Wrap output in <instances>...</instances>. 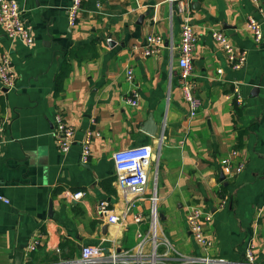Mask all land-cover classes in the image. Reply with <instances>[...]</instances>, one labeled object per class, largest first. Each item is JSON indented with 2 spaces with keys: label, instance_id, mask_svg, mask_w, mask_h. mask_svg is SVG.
Returning <instances> with one entry per match:
<instances>
[{
  "label": "crops",
  "instance_id": "1",
  "mask_svg": "<svg viewBox=\"0 0 264 264\" xmlns=\"http://www.w3.org/2000/svg\"><path fill=\"white\" fill-rule=\"evenodd\" d=\"M18 1L35 43L9 38L0 25V52L10 51L17 73L12 89L0 80V195L10 199H0V264H78L86 243L102 244L109 254L135 253L138 232L150 227L152 183L143 194L122 187L113 155L142 144H161L160 236L182 253L234 264L245 260L252 241L256 262L264 264V39L256 41L248 28L251 15L262 20L264 0H83L74 25L68 17L73 0ZM181 1L198 37L189 79L202 104L193 116L167 47L171 39L180 40ZM213 29L224 30L247 52L243 67H232ZM153 32L165 37L166 47L159 55H144L145 38ZM92 41L98 54L71 58L72 70L57 94L64 55ZM135 85L140 101L131 105L126 97ZM57 112L76 128L68 152L52 134ZM149 118L158 125L155 135L144 130ZM87 128L101 135L93 141L90 162L82 164L80 141ZM226 165L235 173H226ZM78 191L84 194L75 199ZM103 200L109 213L123 214L121 221L110 222L100 211ZM195 204L212 214L205 223L213 240L209 248L197 244L186 221ZM35 235L42 242L28 253ZM163 251L161 243L158 252ZM167 263L182 264L175 254L158 264Z\"/></svg>",
  "mask_w": 264,
  "mask_h": 264
},
{
  "label": "built area",
  "instance_id": "2",
  "mask_svg": "<svg viewBox=\"0 0 264 264\" xmlns=\"http://www.w3.org/2000/svg\"><path fill=\"white\" fill-rule=\"evenodd\" d=\"M83 0H73L72 5L68 10L69 22L74 25L79 19L80 10L82 9ZM179 12L182 15V26L179 43L171 39L167 47L171 59L176 58L179 72V83L182 89L183 97L188 103L190 115L197 113L198 108L202 104L201 100L195 95L196 88L193 80L189 79L192 71V61L197 47V34L194 30V25L189 15V11L183 2L179 5ZM259 13L262 20L251 15L248 19V28L253 33L256 41L261 42L264 39V4L259 6ZM0 25L3 27L6 35L12 39H20L26 45L32 46L35 43L32 29L26 23L23 16V8L18 0H0ZM212 36L215 41L226 52L227 60L232 67L238 69L243 67L248 59L247 52L240 50L231 41V38L224 30L213 29ZM109 40L111 38H108ZM166 47V39L160 33H149L144 41V55H159L162 49ZM220 71H222L220 69ZM127 79L133 82L134 72L132 67L126 69ZM0 80L5 87L12 89L16 86L17 73L14 69L12 55L9 50L0 52ZM234 95L237 101L242 103V94L239 85L234 88ZM126 100L131 105H137L140 101V91L135 85L130 95ZM3 125L0 124V141L2 139ZM52 134L58 143L59 148L63 152H68L75 144L76 128L68 123L62 112H57L54 116V125ZM101 135V131L95 128H87L84 131V136L81 139V163L88 164L92 155V144L96 137ZM161 144L157 149H154L150 144L136 145L132 147L116 150L113 155L115 163V178L116 181L124 188L131 190L136 194L146 192L149 183H152V191L150 193V227L147 233L138 232L139 242L136 252L125 251L121 255L109 254L102 244L86 243L82 246L81 256L77 260L78 264H93V263H121V264H158L165 263V259L170 254H175L182 264H234L235 262L227 261L221 257L211 255L185 254L179 251L168 237L160 236L158 231L159 226V195H158V173H159V157ZM236 154V152H234ZM155 160V163L153 161ZM152 177L150 179V166ZM242 167H238L240 171ZM225 172L228 174L235 173L230 165H226ZM84 194L83 191L73 193L75 199H79ZM0 199L5 202H10V199L0 195ZM130 203L128 208L132 206ZM100 211L108 213L110 222L121 221L123 214L109 213L108 202L105 200L99 203ZM142 215H137L136 220L141 221ZM212 220V214L206 212L203 207L198 204L191 205L186 214V221L197 244L199 243L205 248H209L213 244V240L205 231V223ZM41 235H35L30 242L27 251L31 253L35 251L41 244ZM164 245L163 253L158 252V246ZM151 247L146 251L147 245ZM245 260L237 264H261L256 262L255 247L252 241H249L244 251ZM168 264V263H167Z\"/></svg>",
  "mask_w": 264,
  "mask_h": 264
},
{
  "label": "trees",
  "instance_id": "3",
  "mask_svg": "<svg viewBox=\"0 0 264 264\" xmlns=\"http://www.w3.org/2000/svg\"><path fill=\"white\" fill-rule=\"evenodd\" d=\"M96 41H92L86 43L84 45H80L76 48L70 49L68 53L64 55V59L62 62V68L56 76V93L59 94L63 88V82L66 77L69 76L72 70V63L70 61L71 58L78 57L79 60H83L89 55L95 56L97 53L96 49Z\"/></svg>",
  "mask_w": 264,
  "mask_h": 264
},
{
  "label": "water",
  "instance_id": "4",
  "mask_svg": "<svg viewBox=\"0 0 264 264\" xmlns=\"http://www.w3.org/2000/svg\"><path fill=\"white\" fill-rule=\"evenodd\" d=\"M144 126H145L144 130L149 134L155 135L157 133L158 125L155 123V121L152 118H149ZM52 212H53L52 209H50V216H52L51 215Z\"/></svg>",
  "mask_w": 264,
  "mask_h": 264
}]
</instances>
